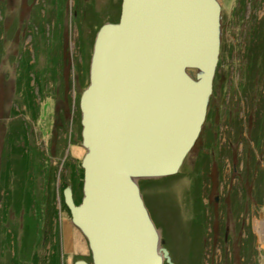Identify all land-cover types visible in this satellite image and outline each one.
Returning <instances> with one entry per match:
<instances>
[{"label": "rangeland", "instance_id": "1", "mask_svg": "<svg viewBox=\"0 0 264 264\" xmlns=\"http://www.w3.org/2000/svg\"><path fill=\"white\" fill-rule=\"evenodd\" d=\"M220 1L222 46H233L219 59L213 121L179 173L142 192L174 264H264V57L252 72L245 52L254 30L264 32V0ZM119 16V0H0V264L91 261L62 189L86 153L79 104L92 36ZM212 128L214 152L206 148ZM29 218L39 226L28 256Z\"/></svg>", "mask_w": 264, "mask_h": 264}, {"label": "water", "instance_id": "2", "mask_svg": "<svg viewBox=\"0 0 264 264\" xmlns=\"http://www.w3.org/2000/svg\"><path fill=\"white\" fill-rule=\"evenodd\" d=\"M221 44L220 0H122L98 31L79 105L81 204L64 192L92 264H174L140 181L176 176L196 145Z\"/></svg>", "mask_w": 264, "mask_h": 264}, {"label": "trees", "instance_id": "3", "mask_svg": "<svg viewBox=\"0 0 264 264\" xmlns=\"http://www.w3.org/2000/svg\"><path fill=\"white\" fill-rule=\"evenodd\" d=\"M121 5H122V0H119V8H120V16H121ZM117 6V5H116ZM120 16H119V19L118 20H116V21H114V22H111V23H118L119 22V20H120ZM104 24H106V23H104ZM103 24V25H104ZM103 25H101L99 28H97V30H95V32H94V34H93V38H92V40H93V44H92V53L89 55V64H88V67H87V70H89L88 71V73H90V64H91V58H92V54H93V48H94V42H95V38H96V35H97V33H98V31L101 29V27L103 26ZM254 38H253V43H252V45L250 46L249 44L248 45H246L245 46V52H247L246 53V56H247V62H248V67L250 68V70H252V72H256L257 70H260L259 68H260V64H261V58L263 59V57H264V47L262 48V46H263V44H264V41H263V33H262V31L260 30L259 31V33H256L257 32V30H254ZM252 41V40H251ZM256 41H258V42H256ZM232 46L233 45H228V46H226L224 43H223V46L221 47V58L220 59H222L223 61H224V59H223V57H224V53H225V51H228L227 53H228V55H231V52H232ZM234 48V47H233ZM244 52V53H245ZM83 56H84V54H83ZM85 58V57H84ZM222 60H220V63H219V66H218V71H217V73H216V78H215V81L218 83L217 84V86L219 87V85H221V83H222V81H221V77H220V68H221V65L223 64V63H221L222 62ZM264 61V60H263ZM90 76V75H89ZM215 82V83H216ZM32 83V78L30 77V79H29V85ZM88 87V86H87ZM86 87V88H87ZM32 88V87H31ZM85 88V89H86ZM219 89V88H218ZM216 91H217V89H216ZM32 96H34L35 97V93H32ZM33 97V98H34ZM36 98V97H35ZM35 98L32 100L31 99V101L29 102V103H27V104H29L31 107L32 106H34L35 104H36V100H35ZM212 101H213V99H211V102L210 103H212ZM213 109H214V107H213V105L211 106H209V111H208V116H207V119H206V121H208L210 124L212 123V121H213V117H214V111H213ZM79 114H80V121H79V137H80V139L82 140V125H81V111H80V107H79ZM59 119L61 120V124H60V129H62L63 130V127H65V122H66V119H65V117H62L61 115L59 116ZM58 119V120H59ZM16 133V132H15ZM209 134H208V137H207V142H208V144L209 145H207V149L209 150H211V151H213L214 152V149H213V144L215 143L214 141H215V139H214V137H213V134H214V131H213V128L212 129H210V131L208 132ZM207 142L204 144V146L207 144ZM209 153H205V154H203V161H204V158L206 159V161L205 162H207V160H209ZM67 165H68V167H69V164L67 163ZM71 169H72V180H70L71 181V183H72V185L71 184H69V183H66L64 186H63V189H62V198H63V200H64V192L66 191V189L67 188H71V190L73 191V190H75L74 192V200H75V203H76V205H79V204H81V202H82V199H83V185H84V170H83V168H82V160L80 161V162H77L75 165H72V167H70ZM174 177H168V178H163V179H158V180H143V181H140V187H141V191L142 192H144L145 191V187L147 186V185H149V186H152L153 184H155V183H159V182H165V181H168V180H171V179H173ZM5 184H7V183H5ZM197 197L199 198L200 197V193L199 192H197ZM143 195H144V200H145V203H146V205H147V207H148V209H149V211H150V213H151V215H152V212H151V209H150V207H149V205H148V202H147V199H146V195H145V193H143ZM29 203H31V202H29ZM62 207H63V211L64 212H66L69 216L71 215V213H70V210L67 208V206L65 205V202L63 201V203H62ZM31 206V205H30ZM49 217H53V215L55 214V211H54V209H53V207H51V209L49 210ZM152 218H153V215H152ZM154 220V219H153ZM155 222V221H154ZM156 224V223H155ZM157 225V224H156ZM38 226H39V224L37 225V223L34 221V219H31V218H29V219H26V223H25V225H24V230H25V233L23 234V240H24V242H23V245L25 246V250H24V248H23V252L25 253H27V255L29 256L30 255V253L32 252L31 250H30V247L33 245V243L34 242H36L34 239H35V236H36V233L38 232ZM57 246V245H56ZM56 249H58V247H56ZM26 255V256H27ZM57 259H58V257H56L55 259H53V261L52 262H50V264H56V262H57ZM31 260L33 261V262H36V260H35V256H32L31 257ZM77 262V261H76ZM87 262L88 263H90V264H92V258H91V261H89V260H87Z\"/></svg>", "mask_w": 264, "mask_h": 264}, {"label": "bare ground", "instance_id": "4", "mask_svg": "<svg viewBox=\"0 0 264 264\" xmlns=\"http://www.w3.org/2000/svg\"><path fill=\"white\" fill-rule=\"evenodd\" d=\"M108 23H111V22H108ZM107 24V23H106ZM105 25V24H104ZM221 46H222V44H221ZM220 54H221V47H220ZM196 77V76H195ZM213 90H214V88H213ZM80 105V104H79ZM210 105V104H209ZM208 111H209V109H208ZM207 116H208V114H207ZM142 192V191H141ZM83 197H84V194H83ZM83 200V199H82ZM71 222H72V218H71ZM73 225V224H72ZM74 226V225H73ZM75 227V226H74ZM157 227V226H156ZM76 228V227H75ZM77 229V228H76ZM78 230V229H77ZM79 231V230H78ZM80 232V231H79ZM81 233V232H80ZM161 233V232H160ZM82 234V233H81ZM83 235V234H82ZM160 236H161V240H164V238L162 237V234H160ZM84 237V236H83ZM68 242H69V240H68ZM166 245V244H165ZM165 245L163 246L164 248H166L165 247ZM90 250V249H89ZM91 257H92V255H91ZM87 262V261H86ZM90 264V263H89Z\"/></svg>", "mask_w": 264, "mask_h": 264}, {"label": "flooded vegetation", "instance_id": "5", "mask_svg": "<svg viewBox=\"0 0 264 264\" xmlns=\"http://www.w3.org/2000/svg\"><path fill=\"white\" fill-rule=\"evenodd\" d=\"M221 47H222V46H221ZM220 56H221V54H220ZM72 228L74 229L75 227L72 225ZM75 229H76V228H75ZM68 232H70V227H68V229H67V233H68ZM55 242H56V241H55ZM56 247H57V246L54 245V250H55V251H54V254H53L54 256L56 255V251H57ZM54 259H55V258H54Z\"/></svg>", "mask_w": 264, "mask_h": 264}]
</instances>
